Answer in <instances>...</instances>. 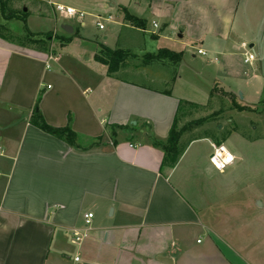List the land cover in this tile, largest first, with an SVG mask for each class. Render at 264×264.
<instances>
[{"label": "crops", "instance_id": "1", "mask_svg": "<svg viewBox=\"0 0 264 264\" xmlns=\"http://www.w3.org/2000/svg\"><path fill=\"white\" fill-rule=\"evenodd\" d=\"M47 1L81 10L105 0ZM109 5L145 23L147 16L158 25L159 19L161 31L178 32L171 41L179 51L196 54L202 48L201 56L218 64L216 50L227 54L239 40L243 56L245 43L255 58L250 61L254 88L243 94L244 102L255 105L264 98V0H114ZM52 55L0 37V264H63L68 247L75 246L73 231L88 233L87 246L95 248L93 257L102 264H175L170 250L175 243L181 246V264L215 259L246 264L233 233L245 223L240 224L239 209L224 201L233 194L225 191L234 186L237 155L229 175L218 172L208 161L215 143L200 137L187 144L173 167L161 169L163 153L150 142V137L165 141L180 99L205 106L210 95L197 102L177 92L178 76L159 90L108 75L95 54L97 68L77 57L59 64ZM211 79L196 72L185 84L202 96ZM35 106L47 124L69 125L75 145L32 124ZM128 123L134 127H108ZM231 135L239 145L249 142L237 132L225 139ZM87 212L93 216L86 228ZM197 231L204 240L190 246Z\"/></svg>", "mask_w": 264, "mask_h": 264}, {"label": "rangeland", "instance_id": "2", "mask_svg": "<svg viewBox=\"0 0 264 264\" xmlns=\"http://www.w3.org/2000/svg\"><path fill=\"white\" fill-rule=\"evenodd\" d=\"M3 1L5 2L4 9L6 14H15V17L10 20H2V16H0V23L7 27L13 35L19 36V38L13 37V40L18 43L26 41L25 34L28 32L39 36L51 35L50 41L46 43V52L50 55L52 54L50 50L54 48L53 52L58 56L59 64L63 62L69 63L71 60L75 62L74 58L77 57L79 63L97 68L98 64L93 61V55L98 51L100 44L110 48L130 47L139 55L145 52H156L159 48L175 47L172 50L174 49L176 52L181 49L171 41L175 42L174 40H177L175 36L178 32L171 31L172 34H170L166 29L161 31L162 25L158 18L156 19H158L159 25L157 24V27H153L151 22L153 18L150 16L146 17L147 21L144 31L138 30V28L131 26L124 19L123 13L115 5H109L114 0L88 4L81 9L85 14L82 19L65 17L58 13L53 15L51 8L42 0ZM23 8H25V11H23ZM23 12L25 13L24 15ZM109 15L111 19L105 20ZM96 16H99V21L103 23L102 29L96 26ZM63 24L73 28V35L63 31ZM152 33L164 37L156 38L152 36ZM70 35L72 39L68 44L65 46L57 45L59 41L55 39L56 36L67 37ZM7 37L12 38L10 36ZM240 40L243 39L240 38ZM31 46H34L37 50L43 48L41 42L33 43ZM191 51L192 53H190ZM216 51L214 54L219 60V64L211 61L210 55H196L195 51L189 50L183 52L182 61L178 67L168 63L167 60L145 64L138 57V59L125 60L124 67L113 75L120 79L144 83L159 90L168 89L172 76H176L175 78L178 76L177 92L190 95L197 102H206L211 90L210 86L207 92L204 91L202 96H198L196 93L189 91L185 84V81H190L193 74L199 72L202 78L213 79L211 86L216 80L224 89L233 91L235 94L240 93L242 99L237 96V101L243 103V94L246 95L249 90L254 88L251 84L254 73L253 63L243 62L239 40H236L228 47L226 50L227 54ZM224 60L228 62L226 67L223 66ZM255 105L257 106L256 111H234L228 109L226 101L213 97L208 100L203 108L186 106L179 113L177 119V128H182L183 130L180 136L181 142H186L195 136L204 135V133L222 134L231 129H236V131H231L230 134L237 132L241 137L244 134L250 138L246 139L249 141L248 143L241 142L243 145L246 144L244 146L238 144L240 139L236 135L227 137L223 142L224 146L238 157V160L235 161L236 167L232 169L231 174V176L235 177L234 186L225 191L226 193L232 190L233 194L225 195L224 201L227 207L233 204L239 209L240 224L245 223L240 225L238 230L233 233L238 240L237 245H235L240 249L246 264H264V104L262 106L259 104ZM215 112L218 113L215 114ZM218 125L221 127L217 130L219 133H216ZM229 168L226 167L223 170L225 175L230 174ZM252 210L255 212L253 213ZM196 239L203 241V233L199 231L193 232L189 239V242L191 241L193 244H190V246L195 245ZM89 242L90 236L87 233L81 245L74 246L70 244L68 247L70 252H67L68 254L62 257L63 264H102L96 261L98 260L95 258L96 256L93 257L95 248H88ZM228 243L234 245V242L230 239H228ZM202 246L197 245V248ZM180 249L179 243H175L170 248L173 257L176 259L175 264H181L179 262ZM74 254H77L79 262L73 261ZM88 254L90 255L88 256ZM227 254L226 256L228 257L229 254ZM206 264L218 263L215 259L208 261Z\"/></svg>", "mask_w": 264, "mask_h": 264}, {"label": "trees", "instance_id": "3", "mask_svg": "<svg viewBox=\"0 0 264 264\" xmlns=\"http://www.w3.org/2000/svg\"><path fill=\"white\" fill-rule=\"evenodd\" d=\"M5 2L3 0H0V16H2V20H10L12 17H15V14L8 13L6 14L5 11ZM123 12L124 19L130 23L133 27L144 29L145 22L142 19L137 18L134 15L129 14L125 8H121ZM25 13L23 12V15ZM24 21V17H23ZM26 41H20L19 43L16 40H13V37L19 38L17 35H13L11 32H9V29L5 26H3L0 23V37L4 38L10 42L16 43L21 46L30 47L33 49H36L34 46H31L33 43L41 42V45L43 46L42 49L46 52V43L50 41L51 35H43L39 36L37 34L33 33H26ZM73 35V34H71ZM70 36H56L55 39L59 41L57 45L64 46L70 42L72 37ZM7 36H10L12 38H9ZM15 41V42H14ZM52 48L50 51L53 52ZM138 57L141 58L142 62L145 64L153 63L160 60H167L168 63L173 64L175 67L182 61L183 52L182 51H173L167 48H159L156 52H145L142 54H138L133 51L131 48H110L109 46H106L104 44H100V47L98 51L95 53L94 58L97 62H99L101 65H103L106 68V72L108 75H112L116 73L118 70L122 69L124 67V62L127 59H138ZM210 98L216 97L221 101H226V105H228V109L241 111V110H247V111H256L257 106L248 104L246 102L239 103L237 100V95L233 91H228L224 89L219 82L216 80L214 81L213 85L211 86L210 90ZM260 106L264 104V98L261 99L258 103ZM257 104V105H258ZM186 106L189 107H196V108H203L204 106L195 104L193 102H189L183 99H180L177 104L176 108V114L173 119V122L171 124V127L168 131L167 137L165 141L157 140L153 137H150L151 145L155 147H159L163 153L162 160H161V169L164 167H173L183 151L185 150L187 144L192 141L193 139L200 138V137H210L211 140L215 144H220L225 137L231 132L236 131L231 129L227 130V132H223L222 134H206L199 135L190 138L186 142L180 141V136L182 133V128H177V119L179 117V113L184 110ZM218 112H215L217 114ZM214 114V113H213ZM199 121V120H198ZM31 123L37 126L42 131L59 138L68 144L74 146L75 140H76V134L71 129L69 125L61 126V127H55L47 124L42 115L40 114L37 106H35V109L33 110L32 116H31ZM108 127L113 130H124V129H130L133 128V124H127V125H116V124H109ZM216 133H219L216 129ZM220 135V136H219ZM244 138L250 139L248 135L242 134Z\"/></svg>", "mask_w": 264, "mask_h": 264}, {"label": "built area", "instance_id": "4", "mask_svg": "<svg viewBox=\"0 0 264 264\" xmlns=\"http://www.w3.org/2000/svg\"><path fill=\"white\" fill-rule=\"evenodd\" d=\"M46 1V0H42ZM48 4H50L54 11L58 14H62L65 17H75L78 19H82L84 17V12L81 10H77L75 8L69 7V6H64L61 4H55L52 2L47 1ZM96 26L99 29L103 28V23L99 21L100 17L96 16ZM111 19V16L109 15L105 20ZM153 27H157L156 22H152ZM244 48L247 49L246 52L243 54V61L250 62L254 60L255 54L251 49L247 48V45L245 43L241 44ZM196 54L198 55H205V51L202 48H197L196 49ZM49 58H54L52 54H50ZM211 152L208 155V161L210 165L218 172H223V170L228 167L229 165L233 164L235 161V155L231 153L222 143L221 144H211ZM93 214L91 212H87L84 214V223L85 227L89 225L91 218ZM86 236L85 232L83 231L80 233L79 231H73L71 235V242L75 245H80L82 242V239ZM74 260H78L77 257L74 258Z\"/></svg>", "mask_w": 264, "mask_h": 264}, {"label": "water", "instance_id": "5", "mask_svg": "<svg viewBox=\"0 0 264 264\" xmlns=\"http://www.w3.org/2000/svg\"><path fill=\"white\" fill-rule=\"evenodd\" d=\"M23 11H25V8H23ZM62 29H63V31H64L65 33H68V34H71V33L73 32V28H72L71 26L67 25V24L62 25ZM237 96H239V97L242 99V96H241L240 93H238ZM132 123H134V122H132ZM220 127H221V126L218 125V126H217V129H220ZM159 259H161V260L164 261V262H168V263L171 262L169 259H166V258H159Z\"/></svg>", "mask_w": 264, "mask_h": 264}]
</instances>
